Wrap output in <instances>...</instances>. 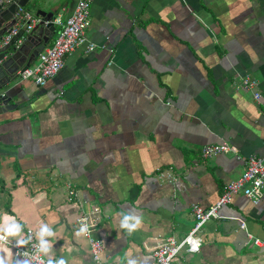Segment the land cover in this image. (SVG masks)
Instances as JSON below:
<instances>
[{
    "label": "crops",
    "instance_id": "0c3cea01",
    "mask_svg": "<svg viewBox=\"0 0 264 264\" xmlns=\"http://www.w3.org/2000/svg\"><path fill=\"white\" fill-rule=\"evenodd\" d=\"M78 1L41 9L66 20ZM28 36L0 75V232L11 241L29 229L64 264H153L166 238L190 232L194 206H214L264 157L263 105L238 86L257 79L264 98V0H92L95 50L76 49L45 87L15 79L41 39L18 56ZM224 143L237 152L202 156ZM93 209L100 263L78 229ZM200 237L175 264H264V190L258 203L234 195ZM12 262L0 242V264Z\"/></svg>",
    "mask_w": 264,
    "mask_h": 264
},
{
    "label": "built area",
    "instance_id": "2783aa9c",
    "mask_svg": "<svg viewBox=\"0 0 264 264\" xmlns=\"http://www.w3.org/2000/svg\"><path fill=\"white\" fill-rule=\"evenodd\" d=\"M12 0H6L11 3ZM91 6L92 0H79L75 10L66 20L56 18L54 24L58 27L55 42L46 47L40 54L35 65L26 69L20 74L22 81H33L39 87H45L49 80L55 77L65 66V59L81 46L86 45V53L95 50L96 45L87 43L86 33L91 25ZM23 20L21 25L16 26L11 32L0 41V48L6 45L13 36L17 35L22 29L30 33L40 22V20L30 12L21 10L17 14ZM239 89L251 92L254 100L263 105L264 98L259 90L260 83L257 79L246 77L241 79ZM226 152H237V150L224 143L220 145H209L203 148L202 156L209 158L218 156ZM264 190V157H251L247 160L246 170L243 177L237 181L226 185L225 191L219 201L207 209L194 206L193 214L195 217L194 226L187 236L177 241L173 237L166 238L163 243L154 250L153 264H175L176 257L181 252L198 253L202 247V233L205 225L212 219L219 217V212L225 205L232 201L234 195L243 193L250 200L258 203ZM70 200L77 197V194L70 190ZM99 220L98 211L91 210L83 212L78 220V229L84 228L83 234L89 239L91 254L96 263H100L104 253L102 241L96 238L94 227ZM243 222L241 228H245ZM0 242L9 246L13 251V262L19 260L29 264H58V260L48 259L43 254V247L40 244L37 233L33 230H26L18 239L11 241L9 237L0 232Z\"/></svg>",
    "mask_w": 264,
    "mask_h": 264
},
{
    "label": "water",
    "instance_id": "95a60500",
    "mask_svg": "<svg viewBox=\"0 0 264 264\" xmlns=\"http://www.w3.org/2000/svg\"><path fill=\"white\" fill-rule=\"evenodd\" d=\"M47 0H12L11 3H6V0H0V41L4 39L6 35H8L12 29L16 26L21 25L23 20L17 16L20 9L29 12L31 9L35 10L34 16L38 19H41L39 24L29 33V36L26 38L25 42L22 41V46L19 49V55L22 54L25 47L29 46V41H36L37 38H41L38 40V47L33 51V54L30 56L29 60L26 64L22 67L19 75L15 77L18 78L21 73H23L26 69L31 67L34 61L40 56V54L45 50V48L49 45L48 36L49 33L45 30H50L54 36L56 33V26L54 21L57 17L54 14H48L47 12L43 11L41 7L46 4ZM45 33V36L43 37ZM26 32L25 30H21L17 35L13 36L11 40L0 48V75L4 73L5 65L7 59H9V55L12 52H15L17 49V45L19 44L20 40L25 38ZM24 42V43H23ZM15 54L12 56L14 57ZM17 56V57H18ZM6 61V62H4ZM17 71V70H15ZM15 79H11L13 82ZM6 81L9 80L6 78ZM2 90V85H0V91ZM10 102L9 99H5V96H0V111L8 108V103ZM7 107V108H6Z\"/></svg>",
    "mask_w": 264,
    "mask_h": 264
},
{
    "label": "clouds",
    "instance_id": "9594fccd",
    "mask_svg": "<svg viewBox=\"0 0 264 264\" xmlns=\"http://www.w3.org/2000/svg\"><path fill=\"white\" fill-rule=\"evenodd\" d=\"M138 222H139V221H137V223H138ZM122 227H124V228H128V229H134V228L136 227V224H128V223H127V217H125V221L122 222ZM15 229H16V225H13V226L7 228L6 231H7L9 234H11V233L14 232ZM79 231H80V232H84L85 229H84V228H81ZM43 250H44V251H47L46 248H44ZM58 264H64V261L61 259V260L58 261ZM128 264H136V261L130 259V260H128Z\"/></svg>",
    "mask_w": 264,
    "mask_h": 264
}]
</instances>
